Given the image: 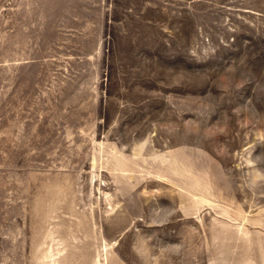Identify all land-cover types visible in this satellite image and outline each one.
I'll return each instance as SVG.
<instances>
[{
  "label": "rangeland",
  "instance_id": "1",
  "mask_svg": "<svg viewBox=\"0 0 264 264\" xmlns=\"http://www.w3.org/2000/svg\"><path fill=\"white\" fill-rule=\"evenodd\" d=\"M0 264H264V0H0Z\"/></svg>",
  "mask_w": 264,
  "mask_h": 264
}]
</instances>
